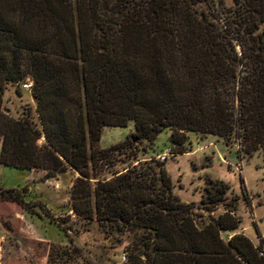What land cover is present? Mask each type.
Returning <instances> with one entry per match:
<instances>
[{
	"label": "trees",
	"instance_id": "16d2710c",
	"mask_svg": "<svg viewBox=\"0 0 264 264\" xmlns=\"http://www.w3.org/2000/svg\"><path fill=\"white\" fill-rule=\"evenodd\" d=\"M127 1L0 0V166L77 174L72 212L119 245L131 236L125 264H264L261 236L254 246L238 233L222 182L183 204L161 162L97 175L112 154L139 143L146 154L163 131L171 155L189 153L193 133L259 151L264 165V0H231L223 18L204 0ZM26 79L34 106L14 118L2 97ZM129 122L134 138L98 149L104 128ZM24 192L0 188V203L27 212ZM78 253L51 246L47 264Z\"/></svg>",
	"mask_w": 264,
	"mask_h": 264
},
{
	"label": "rangeland",
	"instance_id": "374dc122",
	"mask_svg": "<svg viewBox=\"0 0 264 264\" xmlns=\"http://www.w3.org/2000/svg\"><path fill=\"white\" fill-rule=\"evenodd\" d=\"M128 1L125 7H129ZM134 1L142 4L145 0ZM201 8L212 18H223L225 10L232 8V1L204 0ZM33 106L30 93L19 85L5 88L2 108L7 114L16 118L24 110H32ZM169 136V131L159 134L146 154L142 152L146 148L144 143L112 154L98 164L97 175L100 179H110L124 173L129 166L150 160L161 162L173 194L183 204L205 200L209 182H222L228 188L224 198L235 208L234 215L240 228L238 233L245 235L254 246L260 243L259 235L264 243V165L261 152L244 156L240 154L236 141L225 143L211 136L188 133L189 153L174 156L168 149ZM131 138H134L133 122L123 128H104L97 147L107 149ZM42 142L39 141L38 145ZM1 145L2 137L0 149ZM45 175L43 170L20 171L0 166V188L24 189V200L29 207L26 212L16 204L0 203V264H47L51 246L79 251L73 256V263L67 264H125L123 247L132 241L131 236H123V243L119 245L117 236L109 235L96 223H85L72 212V186L78 175L71 171L56 173L51 178ZM90 183L93 186L95 181ZM223 212L224 208L218 206L211 216L216 217ZM198 214L207 220L206 213Z\"/></svg>",
	"mask_w": 264,
	"mask_h": 264
},
{
	"label": "built area",
	"instance_id": "2783aa9c",
	"mask_svg": "<svg viewBox=\"0 0 264 264\" xmlns=\"http://www.w3.org/2000/svg\"><path fill=\"white\" fill-rule=\"evenodd\" d=\"M19 87H20L22 90L26 91V92H30V90L32 89V82H31L30 79H26V81L23 82V83H21V84L19 85ZM163 159H164V158H162L161 160L163 161ZM122 260L125 261V257H124V256L122 257Z\"/></svg>",
	"mask_w": 264,
	"mask_h": 264
},
{
	"label": "crops",
	"instance_id": "0c3cea01",
	"mask_svg": "<svg viewBox=\"0 0 264 264\" xmlns=\"http://www.w3.org/2000/svg\"><path fill=\"white\" fill-rule=\"evenodd\" d=\"M258 241H260V238L258 237Z\"/></svg>",
	"mask_w": 264,
	"mask_h": 264
},
{
	"label": "water",
	"instance_id": "95a60500",
	"mask_svg": "<svg viewBox=\"0 0 264 264\" xmlns=\"http://www.w3.org/2000/svg\"><path fill=\"white\" fill-rule=\"evenodd\" d=\"M133 142H134V140H133Z\"/></svg>",
	"mask_w": 264,
	"mask_h": 264
}]
</instances>
